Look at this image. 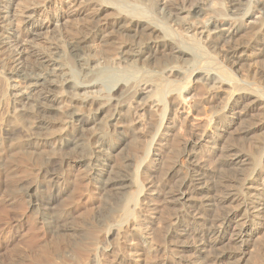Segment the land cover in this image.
Returning a JSON list of instances; mask_svg holds the SVG:
<instances>
[{
    "label": "rangeland",
    "instance_id": "374dc122",
    "mask_svg": "<svg viewBox=\"0 0 264 264\" xmlns=\"http://www.w3.org/2000/svg\"><path fill=\"white\" fill-rule=\"evenodd\" d=\"M123 1L144 12L157 27L167 30L179 45L188 48L191 56L180 62V73L173 75L166 73L158 61L132 72L119 63L118 52L122 45H141L145 41L141 37L128 39L113 34L109 38L112 43L102 52L94 41L86 40L84 51L89 67L102 69L109 78L117 77L121 84L131 88L121 97L115 111L119 124L127 131V142L120 154L107 163L108 167H101L106 172L102 179L119 174L129 181L126 193L118 196L92 178L90 171L92 149L99 144L96 135L105 128L111 113V100L107 96L112 89H107L106 80L87 84L77 92L76 101L71 95L62 94L59 87H50L58 100L56 111H43L39 98L40 92L45 91L38 88L28 98H17L19 82L13 76L14 65L18 63V68L28 74L29 68L55 46L60 49L61 63L76 74L77 68L65 48L68 39L86 38V27L92 24L107 31L115 18V7L106 5L100 20H95L97 8L84 0H0V127L16 129L0 139V264H196L197 261L199 264L203 260L207 263V252L198 258L193 250V245H197L193 231L207 237V231L216 226L223 213L239 204L236 198L226 201V196L239 185V173L223 168L221 161L204 148L198 155L206 161V174L211 179V212H205L199 220L187 204L171 199L178 196L183 183L189 182L186 177L192 166L183 155L184 146L201 136L203 140L212 136L217 126L215 114L226 105L237 110L249 106L254 98L264 101V60L256 57L235 66L227 60L223 45L209 48L199 43L195 47L193 33L170 22L166 25L157 22L158 13L151 11L153 1ZM166 1L174 9L185 10L179 16L183 24L202 23L212 15H231L227 4L230 0H198L206 8L209 6L212 14L209 10L196 18L186 0L155 3ZM243 2L245 5L229 18L240 28L241 39L245 40L260 24L247 25V21L243 22L247 18L244 14L258 12L263 1ZM263 32L264 27L260 34L264 35ZM250 52L248 49L247 55ZM202 74H212L224 85L202 81ZM78 80L81 82V76ZM135 90L147 92L146 104L140 105ZM227 91L233 93L229 100ZM174 98L182 103L180 109L173 108ZM86 99L96 100V104H87ZM73 107L88 116L90 122L79 138L80 147L59 150L61 138L77 127L74 117H66ZM36 119L44 123L45 131L40 130L39 139L29 140L27 136L36 131ZM91 119L97 121L93 123ZM261 124H264V112L252 111L234 128L225 147L252 153L263 165L264 125ZM166 129H171L169 134H163ZM242 129L248 133H240ZM47 158L61 164H56L52 172H44ZM175 164L180 166L178 171L172 170ZM250 174L255 184L264 180L263 171ZM30 184L38 185L42 197L48 196L52 184H56L59 190L53 216L60 218L61 224L70 228L69 232H56L49 224H42L40 210L30 204L27 192ZM148 189L154 193L151 202L145 199ZM243 192H246L244 188ZM261 217L262 227L248 251L249 264H264V210ZM179 229L187 230V235L175 237Z\"/></svg>",
    "mask_w": 264,
    "mask_h": 264
},
{
    "label": "bare ground",
    "instance_id": "6f19581e",
    "mask_svg": "<svg viewBox=\"0 0 264 264\" xmlns=\"http://www.w3.org/2000/svg\"><path fill=\"white\" fill-rule=\"evenodd\" d=\"M156 1L157 0H150V2L154 4V8L152 7L151 11L158 13V18L155 20L157 22L164 23V25L170 22L173 25L180 26L181 29L187 33H193L191 37L193 38V45L195 47L199 43H204L209 48H213L214 46L221 44L225 47V56L227 57V60L235 66L256 57H260L264 60V35H262V33L260 34L261 28L264 27V0H261L263 2L259 6L258 12L249 13L247 9L246 14H244L247 18L244 19L243 22L245 23L247 21V25L257 23L260 24H257L260 27L253 33L250 32L249 37L245 40L241 39L242 32L240 28L233 25L229 18L236 14L237 8H241L242 5H245L243 0H230V3L227 2L230 6L228 7V12L231 14L230 16L212 15L204 22L196 24H183L180 22L179 16L185 12L183 8L174 9L167 1L161 3L160 5H156ZM84 2L94 5L97 8L95 10V20H100L105 11L106 5L115 7L114 10L116 13L115 18L107 28V31L103 32L99 28L98 24H92L86 27V38H77L75 36L68 39L65 48L71 62L77 68L78 73H72L68 67L61 63L60 59H62V57L60 49L55 46V48L44 54L31 66V68H29L28 74L18 68V63L14 65L13 76H15L19 82L16 97L28 98L32 92L36 93L35 90L40 88L45 91L44 93L40 92L42 94L39 98L42 101L40 102L42 103L41 105L39 103L40 109L43 111H54L55 104H57L58 100L52 95L51 90L49 89L50 87H59L62 90V94L71 95L74 98L73 100H75V98L77 99V92L84 88L87 84L93 81L105 79L108 86L107 89H109V87L112 89V92L107 96V99L111 100V113L106 119L105 128L96 135V139L99 144L94 146L92 149L93 156L89 159L90 171L91 175H94L92 178H94L97 182H100L102 186L112 192V195L123 196L129 188V181L127 178L118 174L110 177L108 175V178L102 179L104 178V173L106 172L102 171L101 167L106 168L107 163L114 155L120 154L119 152H121L127 142V131L125 132L122 125L119 124L115 116V111L116 106L120 103L121 97L128 94L131 88H127L125 85L121 84L117 77H114V79L109 78L108 75L103 73L104 71H102V69H95L94 66L89 67L90 61L84 51L86 40H90L91 42L94 41V44L97 47H100V51L102 52L107 48V45L112 43L109 38L113 34H121L128 39L141 37L142 40H145L143 41L144 43H141V45H122L120 46L118 52L119 57L117 60L119 63L123 64L126 69H128L127 71L131 70L132 72L143 68L149 63L158 61L163 67H165L164 70L166 73H169L170 75L180 73V62H184V58L186 56L190 57L191 54L188 52V48L186 49L184 46L179 45L175 37L172 38L167 30L164 31L163 29L157 27L153 19L147 16L140 9L136 7H129L126 1L84 0ZM186 3L189 4V11L195 18L203 15V12L205 11H211L209 6L206 8V5H203L198 0H186ZM175 10L177 13L173 12ZM123 13H126V15H122ZM234 21H238V19H235ZM156 33H158L157 35L159 36H155ZM248 49H251L249 55L246 53ZM79 76H81V82L78 80ZM201 76L202 77L200 79L202 81H210L214 84L224 85L222 81L217 79L216 76H212V74H202ZM53 78H55V80ZM135 92L137 93L136 99L140 102V105L146 104V99L149 98L148 95H146L147 92L145 93L140 90H135ZM226 93L227 99L229 100L233 93L231 91H227ZM84 102L87 104H96V100L92 99H86ZM172 105L173 108L180 109L182 107V103L178 99L176 100V98L173 99ZM233 109V107L226 105L215 114L217 126L213 135L207 140L201 139V136L196 139L195 142L184 146L182 151L183 155L192 166L190 173L186 177L189 182L187 185L183 183L182 186L179 187L181 188L179 189L181 192H179L176 198L171 199L172 202H178L182 205L187 204V206L195 212L194 214H197L199 220L204 218L203 214L205 212H211V190L209 185L211 179H209L206 174V171H208L206 168V161L204 163L198 155V151L202 148L206 149L210 156L217 157L218 161H221L223 168L225 167L229 171L239 173L240 179L236 191L226 196V201H233V198H236V201L239 204L234 209L223 213L216 226L207 231V237L202 238L203 236H201L202 234L200 232L193 231V237L196 238L195 242L197 244L195 247L193 245V250L198 255L197 257L199 258L202 253L205 254L207 252L205 259H208V262L205 263V260H203V264H249L247 259L248 251L251 247H253L255 236L260 230V227H262V223L260 221L264 210V180L255 184L250 173L252 171L264 172V162L262 165L252 153H242L241 151H234L231 147L227 148L225 147V143L228 137L232 135L233 131L235 132L234 128L236 126L238 127V124L240 125V123L244 121L247 116H249V113L252 111L264 112V101L254 98L249 106L240 107L237 110ZM76 110L77 108L75 109L73 107V111H71L66 117H74L77 121V127L73 130L74 132L71 131L72 133L61 138L60 143H58L59 150L80 147L78 142L79 138L82 137V132H84L86 125L90 122V119L88 116L86 117L85 115L76 112ZM97 111L100 113L101 109H97ZM39 119L41 120V118ZM35 121L36 122H34V124L36 123V125L34 126V129H36V131L27 136L29 140L32 138L39 139L41 137V134H39L41 133L40 130L42 131L44 128V123L37 119ZM96 121L97 120H94L93 123ZM263 125L264 124H261L260 126ZM14 130H9L7 127L1 126L0 139L2 136H9ZM243 130L244 129H242L240 133H248V130ZM17 131L19 130L17 129ZM170 131L171 129H166L163 134H169ZM202 141H204V143ZM34 142L36 143V141ZM99 157L103 158L98 160ZM58 163H56L53 159L47 158L42 170L44 172H52ZM217 163L219 164V162ZM60 164L61 163H59V165ZM179 167L180 166L178 164H175L172 170L175 171ZM216 168L220 170V168ZM210 173L214 172H211L210 170ZM212 176L210 178H212ZM37 186L33 184L28 185L27 192L30 193V204L38 207L40 210L39 214L42 224H49V227L54 231L60 230L62 233L69 232L70 228H66L67 226L65 227L61 224L60 218L53 216L54 204L56 202V192L58 189L56 184H52L50 194L47 193L48 196L46 197L39 195L40 193L38 192ZM243 188L246 192H243ZM145 194L147 202H151L154 198L152 190L148 189ZM187 233L188 231L183 229L178 231L177 235H174L175 237H183L184 235L186 236ZM188 237L189 236H187V238ZM177 239L179 240V238ZM224 246H231L232 248L225 249L223 248ZM196 264H198V261Z\"/></svg>",
    "mask_w": 264,
    "mask_h": 264
}]
</instances>
